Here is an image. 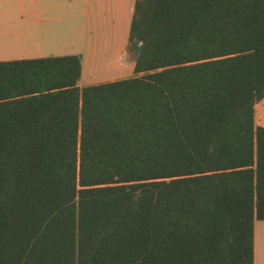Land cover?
<instances>
[{"label":"trees","instance_id":"obj_1","mask_svg":"<svg viewBox=\"0 0 264 264\" xmlns=\"http://www.w3.org/2000/svg\"><path fill=\"white\" fill-rule=\"evenodd\" d=\"M137 77L0 63V264H255L264 0H136Z\"/></svg>","mask_w":264,"mask_h":264},{"label":"crops","instance_id":"obj_2","mask_svg":"<svg viewBox=\"0 0 264 264\" xmlns=\"http://www.w3.org/2000/svg\"><path fill=\"white\" fill-rule=\"evenodd\" d=\"M136 0H0V63L79 56L81 89L128 80L134 60L126 61ZM79 18L88 26L69 25ZM95 22H98L97 25ZM91 32L86 48V31ZM68 28L72 42L64 39ZM75 52H65L64 47ZM256 124L264 127V101L256 106ZM255 264H264V221L255 223Z\"/></svg>","mask_w":264,"mask_h":264},{"label":"rangeland","instance_id":"obj_3","mask_svg":"<svg viewBox=\"0 0 264 264\" xmlns=\"http://www.w3.org/2000/svg\"><path fill=\"white\" fill-rule=\"evenodd\" d=\"M66 20H67V24H69V25H73L74 23L72 22V20H73V18L72 17H70V16H68L67 18H66ZM98 24V22H95V24L93 23V25H97ZM74 25H78V26H82V25H86V26H88V24L87 23H84V19H82V17H80L79 18V21L76 23L75 22V24ZM91 34V32H90V30H89V27H88V30L86 31V38H85V42H86V48L84 49L85 51L88 49V42H89V39H90V35ZM72 36H73V32L68 28V30H67V32H66V35H65V37H64V39L66 40V43L67 42H72ZM64 51L66 52H75L76 50L73 48V47H71V46H66V47H64ZM134 59V55L133 54H130L129 52H128V50H127V56H126V61H132ZM132 76L134 77L135 76V73H133L132 74Z\"/></svg>","mask_w":264,"mask_h":264}]
</instances>
